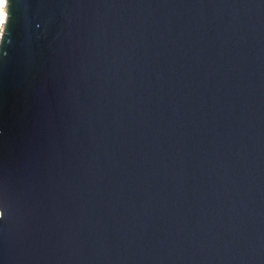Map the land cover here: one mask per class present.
<instances>
[{
    "label": "water",
    "instance_id": "obj_1",
    "mask_svg": "<svg viewBox=\"0 0 264 264\" xmlns=\"http://www.w3.org/2000/svg\"><path fill=\"white\" fill-rule=\"evenodd\" d=\"M0 264H264V0H7Z\"/></svg>",
    "mask_w": 264,
    "mask_h": 264
},
{
    "label": "built area",
    "instance_id": "obj_2",
    "mask_svg": "<svg viewBox=\"0 0 264 264\" xmlns=\"http://www.w3.org/2000/svg\"><path fill=\"white\" fill-rule=\"evenodd\" d=\"M0 18H3L2 21H0V43H1L5 25H6L7 18H8V1L7 0H2V2H0Z\"/></svg>",
    "mask_w": 264,
    "mask_h": 264
},
{
    "label": "snow or ice",
    "instance_id": "obj_3",
    "mask_svg": "<svg viewBox=\"0 0 264 264\" xmlns=\"http://www.w3.org/2000/svg\"><path fill=\"white\" fill-rule=\"evenodd\" d=\"M0 2H2V0H0ZM3 18H0V21H2Z\"/></svg>",
    "mask_w": 264,
    "mask_h": 264
}]
</instances>
